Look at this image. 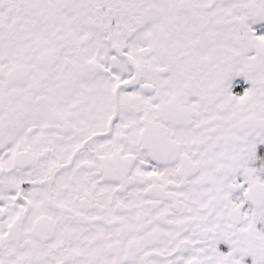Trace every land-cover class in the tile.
I'll use <instances>...</instances> for the list:
<instances>
[{"label": "snow or ice", "instance_id": "obj_1", "mask_svg": "<svg viewBox=\"0 0 264 264\" xmlns=\"http://www.w3.org/2000/svg\"><path fill=\"white\" fill-rule=\"evenodd\" d=\"M0 264H264V0H0Z\"/></svg>", "mask_w": 264, "mask_h": 264}, {"label": "flooded vegetation", "instance_id": "obj_2", "mask_svg": "<svg viewBox=\"0 0 264 264\" xmlns=\"http://www.w3.org/2000/svg\"><path fill=\"white\" fill-rule=\"evenodd\" d=\"M237 91H239V89H237Z\"/></svg>", "mask_w": 264, "mask_h": 264}]
</instances>
